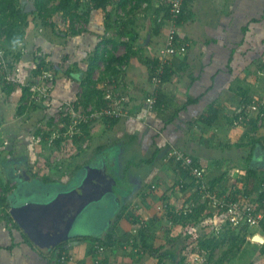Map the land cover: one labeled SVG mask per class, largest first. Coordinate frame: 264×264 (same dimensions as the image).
Here are the masks:
<instances>
[{
	"label": "crops",
	"instance_id": "0c3cea01",
	"mask_svg": "<svg viewBox=\"0 0 264 264\" xmlns=\"http://www.w3.org/2000/svg\"><path fill=\"white\" fill-rule=\"evenodd\" d=\"M26 1L18 0L17 4L25 7ZM117 1L108 5L109 12V7L115 6ZM152 3L160 5L158 0H152ZM140 10L142 12L138 14L141 15L138 16L137 12L133 14L139 33L133 50L140 48L141 55L131 54L125 68L119 69L116 75L106 74L104 68L95 71V89L102 96L93 97L89 104L95 107L110 105L111 101L105 99L110 91L111 97H126L124 108L127 114L104 115L87 122L81 135L70 145V154L64 141L58 145H50L46 140L37 143L33 135L39 133V123L46 124L64 101L86 108L82 95L89 58L103 35L115 31L106 32V14L102 9H91L86 15V30L68 35L65 32L57 34L52 28L44 26L41 18L38 22L34 21L38 17L34 14L36 10L27 12L30 24L19 45L21 83L7 86L0 79V139L9 141V152L12 153L10 160L0 157V182L7 184L9 195L15 191L17 197H29L44 195L58 184L65 186L79 177L83 178L89 168L91 174L95 173L94 181L101 178V169L115 181L111 189L103 185L102 199L91 205L80 218L73 236L59 244H62V251L38 243L19 225L18 228L11 227L1 219L0 264H157L152 256L139 259L136 254L125 250L123 242L132 228L127 215L129 211L140 212L147 224L151 220V228H158L156 234H159L160 228H169L174 237L175 230H178L176 237L182 232L197 236L204 220L186 227L172 224L165 205L168 202L171 206L177 205L178 200L173 201L171 197L178 199L176 193L179 189L176 186L183 178L175 162L166 159L168 146L172 144L193 155L207 174L216 168L226 171L222 168L236 163L243 167L249 162L252 165L258 157H264V148L260 145L254 148L249 162V155L244 159L230 157L227 153L246 135L248 128L245 123L235 125V121L236 115L248 108L249 96L264 99V0H189L184 11L186 19L178 25V32L189 43L187 53L172 59V65L166 69L159 85L151 80L153 63L149 66L146 61L152 62L157 56L163 46L166 29L164 27L159 34L152 33L155 14ZM58 14L57 18L61 19ZM61 29L68 28L63 26ZM38 47L50 62L61 63L62 67L56 71L52 99L27 105V88L24 85L30 82L33 75V56ZM126 51L121 44L115 55L123 56ZM9 52L7 54L11 58L18 56L16 50ZM65 56L68 57L66 61ZM68 66L69 71H65ZM256 82L259 85L255 86ZM152 93L162 95L159 108H149L146 99ZM243 131H246L244 135ZM225 143L232 149L227 151ZM239 145V149L251 151L249 144ZM242 154L244 152H239L238 156ZM224 171L214 177L222 178L219 185L225 180ZM169 191H172L171 195ZM106 207H110L111 212L104 217L101 210ZM208 219L213 226L211 232H215L217 218ZM114 221L121 240H115L105 253L99 254L98 249L103 247L99 241L107 238ZM88 222L98 223L92 230H79ZM228 229V233L235 230ZM245 229H236L235 234L240 239L244 236L245 240L236 239V243L231 244V247L239 248L236 255L231 254L225 259V262L228 260L225 264H264V243L253 240L255 234L264 236L263 228ZM201 236H207V232L199 234L198 238ZM158 237L156 241L159 243ZM213 238H217L215 233ZM162 239L165 245L162 252L171 254L173 248L167 244L169 235ZM247 246H258L256 256L244 255ZM62 255L70 258L62 263ZM170 256L175 258L173 254L167 256L164 258L166 264Z\"/></svg>",
	"mask_w": 264,
	"mask_h": 264
},
{
	"label": "trees",
	"instance_id": "16d2710c",
	"mask_svg": "<svg viewBox=\"0 0 264 264\" xmlns=\"http://www.w3.org/2000/svg\"><path fill=\"white\" fill-rule=\"evenodd\" d=\"M56 1L57 3H54L55 0H34V3L37 7L34 14L42 19L44 26L52 28L54 31L57 32V34H62V32H65L67 35L68 33L71 34L80 33L81 30L79 31L78 29H76V23L79 21L87 23L86 22L87 18L85 17L87 14H89L91 9H102L106 14V21H105L106 32L108 33L111 30H114L116 32V36H110L105 33V35H103V37L99 41L96 50L89 58L90 64L83 79L82 96L85 102L83 103V101H79L82 102L85 107L89 106L90 102H92L93 100V97L102 96V93L99 92L97 89H95L96 81L93 78L94 72L97 71L98 69H101L102 64H104V71L106 74L116 75L119 73L120 70H122L120 66L127 62V59H129L131 54L134 53L141 55L139 52L140 48L137 47L138 50L136 51L133 50L134 48H136L134 47V43L139 36L138 29L135 27L136 22L134 20L135 18L133 17V14L136 13L143 6L144 3H147L146 7H144L145 13L151 12L152 14L153 13L155 14V18L153 20V23L155 25L153 24L154 29L153 31H151L154 34H159L164 28V23L158 22V18L162 16V21L170 18L168 9L163 5L155 6L152 3V0H118L115 3L116 10L117 11H119L120 9L123 10L125 12L124 15L125 17L118 14L117 18L113 17L111 13L107 10L108 5L113 3L114 0H56ZM17 2L18 0H0V39L2 41V46L6 49L7 53H10L9 52L10 50L13 51L16 50L18 52L17 53L18 56H15L14 58L16 60H19L21 54L19 45L24 39V34L26 28L29 27L30 21H28L29 13L25 11V7L19 6ZM188 3L189 0H185L183 10L179 14V17L176 19L177 25H180L186 19L184 16L185 13L184 11H185V6ZM55 13H59L58 16L62 17L63 23L65 26H67L68 29L63 30L60 28V26L58 25L57 17L53 19V21H49V18L51 17L53 18V14ZM86 28H82L83 31L86 30ZM124 36H127L128 40H123L122 38ZM14 41H16V43H14ZM121 44H123L126 47L127 51L123 56H116L115 51L119 48ZM35 52L36 54H34L33 56V65H34L33 73L37 74L38 71H40V68L44 65L46 54L41 52V49L39 50V47ZM66 58L68 57L66 56L64 57L65 61L67 60ZM146 63H148L150 66L152 63L154 64L155 61L153 60L152 62H150V60L147 59ZM61 67H62L61 63L57 64L56 62H52V61L49 63V68L52 69L55 75L57 69ZM69 69L70 67L68 66L64 70L69 71ZM262 72H264V69ZM55 82H56V78H55ZM3 83L7 86H12V85H8L6 82ZM25 94H27L26 89H25ZM161 97L162 95L156 94V103L154 105V109H156L159 106V104H161ZM249 97L250 98L248 100V104H249L248 107H251L253 104H258L259 110L248 111L249 108H247L246 111H243L239 114V115L241 114L247 115V113L251 112L249 113L251 116L249 120H247L245 117L244 118L245 121L240 122L241 124L245 123L246 127L248 128L246 132V136L249 137L250 132L252 131V135L250 136V141H249V145L251 146L250 149L251 151L247 158L248 162L251 161L254 154V148L257 145H260L261 147L264 148V115L262 116V113L264 114V99H255L252 98V96ZM239 115H236L237 119ZM261 118L262 121L260 123ZM51 122L52 119H50L49 124H51ZM59 142L60 140H58L56 144L58 145ZM187 155L191 156L194 160L192 167L194 166L195 168L204 169V175H205L204 181L207 188L204 191L200 188H195L198 185L199 179L193 174H191L190 167L184 168L181 165V162H175L176 167L178 169V173L181 175V178H183L182 180H178L176 187H178V189H180L183 192L192 188L195 191L193 196L194 197L197 196L198 198L193 200L192 203L190 204L187 203L184 204L182 208L179 209H177L175 206H171L169 203L165 205V208H167V213H169V217L171 218L173 226L176 225V226L186 227L189 224L200 222V220L201 219L203 220V218L205 217H209L211 219L218 218L221 221L222 217L219 216L215 217L217 212L216 210H214L215 207L213 206L210 197H207L204 202H198V199L199 197L206 195L207 192L212 193V195L216 194L214 193V190H216L215 187L220 188L219 186L216 185L219 184V181L222 178H214L212 180H207V172L205 168L196 160V158L193 155L191 154H187ZM171 160L172 162H174L173 159ZM249 163H248L249 166L247 165L248 167H247L246 177L244 179L243 178L239 179V181L242 183V187L233 190L234 194L230 198H232L233 200H244V201L247 200L249 203L257 204L259 209L264 210V205H263L264 176H259L258 173L259 168L253 167ZM0 183L3 186V190H4L3 194L0 195V208L3 209L2 212L3 215L0 216V220L3 219L6 220L7 222H12L13 224L11 227L18 228L17 222L14 220L13 216L8 210L10 207V200L8 196L9 188L7 184H3L2 182ZM216 196L221 197V193L220 192L219 194L217 193ZM230 198L227 197L226 200H230ZM162 200L164 201V198ZM207 207L210 208V211L207 214H204ZM219 212L221 213V211ZM127 215L129 220L131 221L132 228L130 231L131 233L127 236L125 241L124 242L121 241L124 243L123 246L125 250L136 254L137 256H139V259L148 255L156 259L157 264H166L164 258H166L171 254L170 253L166 254L162 252V250L165 248L162 237L166 238L167 234L168 235L171 234L169 228L161 229L159 227L160 228L159 234H156V230L158 228L156 230L153 227L151 228V224H150L151 220H149L147 224L145 220L146 218L142 217L140 212L129 211ZM116 221H114L111 228H109L107 238L101 239L99 241L100 242L99 244H101V246L105 248L104 249L103 247H101L100 249H98L99 254H102V252L105 253L106 248L112 246L115 243L114 241L119 239L115 227ZM226 227L228 226H224V229L222 231L226 234L227 237L234 239V241H236V239H239V241H243L245 240V237L243 236L240 239L239 235L235 234V231L237 228L245 229V227H250V226L244 225V227L242 228L231 227L235 230H232L230 233H228L229 229ZM261 227L264 230V218L261 221ZM157 237L160 239L159 243L156 241ZM169 237L170 239H167V244L174 245L178 237H174L172 235H169ZM212 237H214V232ZM219 237H221V235H218L217 238H213V239H207V236H201L198 241L200 246V248L198 249V253L203 254L204 250L206 251L209 248L213 250L217 246H219L221 244V239H222ZM150 239H152V241L154 239V242L150 241ZM95 240H98V238H96ZM55 248L58 249L60 248L61 251L63 250L62 244L57 245V247ZM262 252H264V244L262 245ZM226 256H227V252L224 254V257L223 259H221V261H224V258H226ZM101 258L102 256L100 257V259ZM168 258H171V256ZM211 258H207V260L203 264H210ZM178 263L193 264L190 262L189 256H187L186 254L183 255V257Z\"/></svg>",
	"mask_w": 264,
	"mask_h": 264
},
{
	"label": "built area",
	"instance_id": "2783aa9c",
	"mask_svg": "<svg viewBox=\"0 0 264 264\" xmlns=\"http://www.w3.org/2000/svg\"><path fill=\"white\" fill-rule=\"evenodd\" d=\"M184 2L185 0H158L160 5H163L168 9L170 18L164 21H162V16L158 18V22L164 23L166 35L163 46L159 49L158 54L154 59L155 63L152 66L151 80L155 85H159L162 82V77L166 72V69L172 65V59L174 57L184 56L187 53L189 43L184 40L183 36L178 32V25L176 23V19L183 10ZM146 4L147 3H144L143 7H145ZM119 13L122 15L124 14L122 10H120ZM49 21H53V18H49ZM58 25L60 28L65 26L62 17L60 21H58ZM86 26L87 23L82 21L76 23V29L79 31H83L82 28H86ZM122 39L128 40V37L124 36ZM23 50L24 49H22V51ZM49 63L50 59L45 57L44 65L40 68V71H38L37 74L33 73L30 82L24 85L27 88V94L25 97V103L27 105H35L52 99L56 76L52 69L49 68ZM103 68L104 64L101 66V69ZM120 68H125V64L121 65ZM20 72L21 68L18 64V60L8 56L0 39V79L8 85H19L21 83L19 79ZM105 99L111 101L110 105L99 107L91 105L86 108H83L72 101H64L56 113H54L52 124L46 126L43 122L39 123L38 128L40 131L33 135L35 142L40 143L43 140H46L50 145H55V143L60 140L64 141L66 144L72 143L81 135L82 128L87 122L104 115L125 116L127 114L124 108L126 97H111L109 91L106 93ZM146 101L149 108L153 109L156 103V93L149 95ZM248 108V111H258L259 105L253 104ZM249 113H247V115H239L235 124L239 125L241 124L240 122H244L245 117L249 120L251 118ZM263 115L264 114L262 113V116ZM261 121L262 118L260 119V123ZM1 130L2 126L0 125V132ZM3 154H6L7 157L11 156V153H9V141L7 139H0V156ZM166 159H173L174 162H181V165L184 168L190 167L191 174L199 179L198 185L195 188H200L203 191L207 188L204 181V169L195 168L194 166L192 167L194 160L191 156L187 155L184 150L171 144L168 146ZM2 193L3 188L0 186V195ZM206 196L210 198L214 197L212 199L214 205L219 204L217 205L219 208H214L217 212L215 217H222V223L220 224L219 230L216 228L218 232H221L224 229V226L242 228L244 225H249L250 227H261V221L264 218V210L259 209L257 204H252L247 201L245 202L244 200H233L232 198L226 200L224 196L223 198L213 196L210 192H207ZM216 198L220 200L219 203ZM218 209H222L223 211L220 213ZM224 209H227V211H224ZM7 223L8 226H12L13 224L12 222ZM203 253H205V251ZM69 258L68 255H62L61 262L64 263Z\"/></svg>",
	"mask_w": 264,
	"mask_h": 264
},
{
	"label": "water",
	"instance_id": "95a60500",
	"mask_svg": "<svg viewBox=\"0 0 264 264\" xmlns=\"http://www.w3.org/2000/svg\"><path fill=\"white\" fill-rule=\"evenodd\" d=\"M36 9L32 0L26 1V12ZM90 171L89 168L85 177H79L65 186L58 184L44 195H31L21 200L9 195L11 215L38 243L56 247L73 236L80 218L91 205L102 199V191H105L103 185L111 189L115 181L104 169L100 172L102 179L96 178L94 181L95 173L91 174ZM257 236L262 235L255 234L253 240L260 242L263 239L260 243H264V237L258 239Z\"/></svg>",
	"mask_w": 264,
	"mask_h": 264
},
{
	"label": "rangeland",
	"instance_id": "374dc122",
	"mask_svg": "<svg viewBox=\"0 0 264 264\" xmlns=\"http://www.w3.org/2000/svg\"><path fill=\"white\" fill-rule=\"evenodd\" d=\"M146 5H145V7H146ZM143 6H144V4H143ZM143 6H142V9H145V8H143ZM109 8H110L109 10L112 13L113 17H115L116 12H117L116 11V7L114 5H111ZM139 11L142 12L141 10H138L137 14L139 13ZM139 15H141V14H138V16ZM57 20L60 21V18H57ZM34 21H36V22L40 21V17L39 18L37 17V19H34ZM42 24H43V21H42ZM110 33H111V34H109L110 36H116V32L111 31ZM258 74H257V76H258ZM263 84H264V81H263ZM256 85H259V83L256 82L255 86ZM48 122H49V120L45 124L46 126H48ZM51 124H52V122H51ZM245 132L246 131H243V135L245 134ZM249 141H250V136L248 137V136L245 135V137H243V139L240 141V143H242L241 145L245 146L246 144H249ZM73 142L66 144V147L69 148V150H67L68 154L71 153L70 145H72ZM237 143L238 142L235 143L236 146L233 148V150H231L232 148L229 146V144L225 143L224 145L226 147H228V149H226V150L227 151L231 150L230 152H227V153H229L230 157H234V158H239L240 157V158H244L245 159V157H247L250 152L244 151V148L239 149V147L237 146L239 143L238 144ZM241 145H239V146H241ZM91 149H90V151H91ZM179 149H181V148H179ZM239 152L240 153L244 152V155L242 154L241 156H238ZM3 156L6 157L7 159H11L12 158V153H11L10 157H7L6 154L1 155L0 157H3ZM257 165L261 166L259 168V172H258L259 176H264V157L263 156H261V158L258 157L257 160L255 162H253V164H252V166H257ZM248 166H245V167L238 166V164L236 163L234 165H231V166L228 165L227 167L222 168V169L226 170V171L222 170V172L223 171L225 172L224 175H226L224 177L225 180H223L221 182V185H219V184L216 185V186H219L220 188L215 187L216 190H214V193H216V194L218 193L219 194V192H220L221 193V198H223V196H224V198L232 197V195L234 194L233 190L242 187V183L239 181V179H241L240 177H242L243 179L246 177L247 167ZM209 167H212L214 169L216 168V167H213V166H209ZM222 172L219 171L217 168L215 170H212V171L210 170L209 174H207V180H210V179L214 178L215 176H219ZM128 173H129V171H128ZM119 185H120V183H119ZM0 186L3 188L1 183H0ZM173 190L176 193L175 189H173ZM194 193H195V191L192 188L187 190V191H185V192H183V191H181L179 189L177 191V193H176L178 195V199L176 198V196H172L171 197L173 199V201L174 200H178V203H177V205H175V207L177 209H179V208H182V206L184 204H186V203L187 204L192 203L193 200L198 198L197 196L196 197L193 196ZM169 194L171 195L172 191H169ZM216 194H213V196H216ZM10 195L15 197L16 199H19V200L26 199V196L17 197L15 195V191H13L12 194H10ZM206 198H207L206 195L201 196V197H199L198 202H204ZM213 198L214 197H212L210 200H212ZM19 200H17V201H19ZM217 201H218V203L220 202L219 199H217ZM217 205H219V204H216V205L213 204L214 207L219 208V206H217ZM209 211H210V208L207 207V209H206L204 214H207ZM218 211H223V210L222 209H220V210L218 209ZM224 211H227V209H224ZM2 212H3V209L0 208V216L3 215ZM110 212H111L110 211V207H106L105 210L104 209L101 210V215H104V217H107L110 214ZM97 219L100 220L101 217L98 216ZM216 222H217V228L219 230L220 224L222 223V220L220 221V219L217 218ZM97 223L98 222H88L87 224H85V226H82L81 229L79 228V230L85 231L87 228L92 230L93 226H96ZM213 225H214V223H213ZM211 229H213V226H212L211 222H209L208 217H205L203 222H202V224H201V227L198 228L197 231H198L199 234H201V233L206 231L207 232V239H212L213 238L212 237L213 236V232H211ZM218 230L216 229L215 232H214L216 236L220 235V233L223 232V231L218 232ZM177 232H178V230H175V232L173 233L175 235V237L177 235ZM252 232L253 231H251L250 233L252 234ZM186 234L187 233L182 232L181 235L177 238L176 243L174 245H169L170 248H173V249H171V255L173 254V256L175 258H173L174 260L170 258V260H168L169 262H167V264H179V263H177V260L179 259L178 261H180L184 254L189 256V258L191 259V263H193V264L194 263H197V264H201L202 263L203 264L207 260V258H211V257L212 258L210 259V264H225L228 261L227 260L225 262V259L231 254H235L236 255L237 254V250L236 249L239 248V247H231V244H235L236 241H233V239H231L230 237H227L226 234L223 232V233H221V237H219V238H222L221 239V244L219 246H217L213 250H211L209 248L210 250L209 249L206 250V251L204 250L205 253L199 254L198 253V249L200 248L199 243H198V241H199L198 239H200V238H198L199 234L197 236L193 235L192 233H190V236H188ZM169 235H172V234H169ZM191 235H192V237H191ZM231 250H235L236 253L234 251H231ZM257 250H258V246H256V247L255 246H247L246 249L244 250V255L256 256ZM226 252H227L226 258H224V261H221V259H223L224 254ZM230 260L231 259H229V261ZM153 261L156 262V259H154ZM231 262H233V261H231ZM238 263H240V261ZM253 264H259V263L258 262H253Z\"/></svg>",
	"mask_w": 264,
	"mask_h": 264
},
{
	"label": "clouds",
	"instance_id": "9594fccd",
	"mask_svg": "<svg viewBox=\"0 0 264 264\" xmlns=\"http://www.w3.org/2000/svg\"><path fill=\"white\" fill-rule=\"evenodd\" d=\"M54 3H57V1L55 0V2H54ZM115 7H116V4H115ZM128 7H129V6H128ZM143 8H144V7H143ZM140 9H142V7H141ZM140 9H139V10H140ZM120 10H121V9H120ZM120 10H119V11H120ZM116 11H117V10H116ZM119 11H117V12H116V15H115V17H118V14H119V15H121V16H124V15H125V12H124L123 10H122V11L124 12V14H123V15H122V14H120V13H119ZM111 14H112V13H111ZM56 17H57V13L53 14V18H56ZM124 17H125V16H124ZM14 43H16V41H14ZM52 117H53V115L50 117V119H52ZM50 119H49V122H48V124L50 123ZM77 138H78V137H77ZM75 140H76V139H75ZM75 140H74V141H75ZM3 192H4V190H3ZM2 194H3V193H2ZM8 210H9V212H10V207H9V209H8ZM14 220H15V219H14Z\"/></svg>",
	"mask_w": 264,
	"mask_h": 264
},
{
	"label": "bare ground",
	"instance_id": "6f19581e",
	"mask_svg": "<svg viewBox=\"0 0 264 264\" xmlns=\"http://www.w3.org/2000/svg\"><path fill=\"white\" fill-rule=\"evenodd\" d=\"M258 237V236H257ZM260 242H263V241H260Z\"/></svg>",
	"mask_w": 264,
	"mask_h": 264
}]
</instances>
